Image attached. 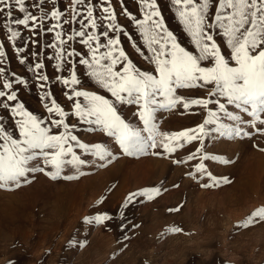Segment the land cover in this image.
I'll list each match as a JSON object with an SVG mask.
<instances>
[{"label": "rangeland", "instance_id": "1", "mask_svg": "<svg viewBox=\"0 0 264 264\" xmlns=\"http://www.w3.org/2000/svg\"><path fill=\"white\" fill-rule=\"evenodd\" d=\"M156 3L165 26L180 46L196 54L171 0H156ZM88 6L93 9L98 27L83 30L96 33L104 44L109 37L119 36V47L135 67L153 71L154 65L145 58L152 53L131 19V16L144 18L141 0H84L80 5L74 0H26L27 11L38 19L27 27L13 24V30L20 32L15 41L9 39L10 33L4 27L9 18L0 13V44L5 51V56L0 58V68L5 70L0 74V90L9 94L15 91L18 97L16 101L0 97V101L9 104L7 110L0 106V123L14 133V138H19L17 117L12 116L11 108L23 103L26 110L47 123L59 119L50 116L44 107L54 99L69 113L66 123L80 143L90 148L100 144L111 153L101 160L70 141L76 154L86 161L84 165L65 166L60 177L53 180L47 172L55 169L41 161L38 166L45 167V172L29 174L31 183L12 185L11 190L0 188V264H264V220L256 218L249 226H242L254 212L264 208V131H257L264 129V125L257 123L252 128L247 123L241 124L249 133L247 136L228 138L212 133L203 140L202 151H199L201 141H181L184 146L172 153L160 147L135 155L124 153L114 138L71 114L74 102L67 99L71 87L58 79L70 78V67L80 82L72 86L76 90L112 98L88 74V67L79 63L82 58L91 59L88 46L82 43L87 37L67 39L81 30L78 21L86 17ZM103 7H110L117 17L119 30L109 31V37L102 35L109 23L104 19L107 14L103 13ZM215 7L214 0L210 16ZM52 11L61 13L59 21L52 18ZM25 14L14 8L11 19ZM57 24L60 27H55ZM57 31L65 43L55 39ZM214 38L227 57L230 50L224 39L220 35ZM60 49L64 50L62 68L58 67L61 61L55 58ZM36 63H41L43 68L34 70ZM40 74L48 80L41 81ZM6 82L12 83V89L3 87ZM210 88L178 89L177 95L184 100L202 99ZM45 92L51 94L48 100H42ZM79 99L84 102L82 97ZM117 108L126 122L143 128L136 106L117 105ZM228 109L241 115L244 121L251 119L234 105H228ZM209 110H218V105L213 103L207 108L190 105L185 109L178 104L173 109L159 110L154 122L161 133H178L203 123ZM221 122L236 126V122L226 117ZM52 131L63 132V128L53 127ZM160 139L158 136V142ZM190 155H194L192 160L188 159ZM204 155L219 156L229 162L204 160ZM201 163L205 172L197 171ZM207 173L217 180L227 178L229 183L214 184ZM66 175L77 178L66 180L63 178ZM153 188L160 191L153 193L151 199L140 195L128 199L133 193ZM100 215L110 219L96 222L95 217ZM175 228L180 231H172Z\"/></svg>", "mask_w": 264, "mask_h": 264}, {"label": "snow or ice", "instance_id": "2", "mask_svg": "<svg viewBox=\"0 0 264 264\" xmlns=\"http://www.w3.org/2000/svg\"><path fill=\"white\" fill-rule=\"evenodd\" d=\"M74 2L80 5L84 3V0H74ZM215 2V10L210 16L214 0H199V2L198 0H171L176 7L180 22L195 45L197 52L194 54L181 47L177 38L167 29L156 0H141L144 18L137 19L131 16V19L140 29L144 43L148 51L152 53L151 56L145 57L148 63L154 65L152 72L137 69L123 48L119 47L121 43L119 36L109 37V31L119 30L115 23L117 17L110 7L102 9L103 13L107 14L104 19L109 21L107 28L102 32L104 37H109L106 44L101 43L100 36L96 33L88 34L83 30L88 27H98L93 17V9L88 6L86 17L78 21L81 30L75 31L67 39L87 37L82 39V43L88 46L91 59L82 58L79 63L88 67V74L101 89H106L112 98L95 92L76 90L72 86L80 82L76 72L69 67L70 78L58 77V79H61L65 86L71 87V95L66 93L67 99L74 102L71 114L114 138L123 152L128 155L146 153L149 149L157 147L172 153L176 148L184 146L181 141L185 143L201 141L199 151H202L203 140L212 133L220 137L234 138L249 135L240 127L243 123L249 124L252 128H255L257 123L264 125V0H215ZM25 4L26 0H0V13L9 18L4 27L10 33L9 39L12 41L20 36L19 31L13 30V24L27 27L30 22L34 23L38 19L27 11ZM14 8L27 14L19 19H11ZM51 16L57 21L61 19V13L58 11H52ZM55 27L60 25L57 24ZM215 35H220L224 39L226 47L230 50L227 57L222 53L220 45L214 38ZM55 39L61 44L65 43L59 31L56 32ZM102 48L107 50L101 51ZM63 51L60 49V53L55 57L61 61L58 64L60 68L64 66ZM136 51L144 55L139 47H136ZM74 54L68 53V55ZM4 56V46L0 44V58ZM20 62L24 63V60ZM118 65L120 67L117 70ZM42 68L41 63H36L34 66V70ZM4 71L0 68V74ZM38 78L41 81L48 80V77L43 74H40ZM17 83L23 84L24 81L17 80ZM208 86L211 88L206 98L184 100L177 95L178 89ZM3 87L12 89L13 85L6 82ZM44 87L42 83L41 88ZM50 95L45 92L42 100H48ZM0 97H6L7 101L18 99L15 91L9 94L0 90ZM81 97L83 103L79 99ZM220 98H223L224 102H221ZM213 103L218 105V110H209L207 119L190 130L172 134L161 133L154 122L156 113L162 109H173L178 104L185 109L190 105L207 108ZM117 105L136 106L139 109L137 116L143 122V128L134 127L126 122L118 112ZM228 105H234L251 119L244 121L241 115L229 111ZM0 106L4 110L9 108V104L3 101H0ZM44 107L50 116L54 115L59 119H50L46 123L26 110L23 103H16L11 108L12 116L17 117L15 125L19 130V138H14V133L7 131L6 127L0 123V141H2L0 143V188L11 190L12 185L20 187L22 183H31L29 174L45 172V167L38 166L41 161L43 165H50L55 169L54 172H47L53 180L60 177L65 166L84 165L86 161L76 154L70 141L76 142L79 148L91 152L101 160L111 155L100 144L90 148L88 144L80 143L77 136L69 130V124L66 123L69 113L54 99L50 101V104L45 103ZM223 117L236 122V126L222 123ZM210 125L214 127L209 128ZM53 127L56 129L62 127L63 132L54 134ZM72 127L74 128L75 125ZM257 131H264V129H257ZM158 136L161 137L159 142ZM153 154L159 155V153ZM193 158L194 155L188 157L189 160ZM202 159L216 160L225 164L229 162L219 156L204 155ZM197 171L205 172L204 164H199ZM207 175L214 184L229 183L227 178L217 180L211 173ZM63 178L72 180L77 177L66 175ZM159 191L158 188H153L138 194L133 193L128 199L131 201L136 195L148 196L151 199L153 193L159 194ZM256 218L264 220V208L254 212L242 226H249ZM108 219L110 217L107 215L95 217L96 222ZM172 231H180V229L175 228Z\"/></svg>", "mask_w": 264, "mask_h": 264}, {"label": "bare ground", "instance_id": "3", "mask_svg": "<svg viewBox=\"0 0 264 264\" xmlns=\"http://www.w3.org/2000/svg\"><path fill=\"white\" fill-rule=\"evenodd\" d=\"M180 125H181V124H180ZM186 127H187V126H186ZM186 127H185V128H186ZM182 128H183V127H182Z\"/></svg>", "mask_w": 264, "mask_h": 264}]
</instances>
